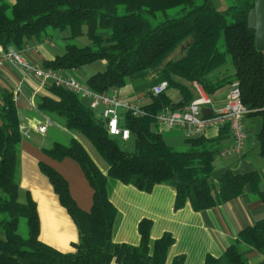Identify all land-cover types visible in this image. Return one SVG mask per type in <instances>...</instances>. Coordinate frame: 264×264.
I'll list each match as a JSON object with an SVG mask.
<instances>
[{
  "label": "trees",
  "instance_id": "16d2710c",
  "mask_svg": "<svg viewBox=\"0 0 264 264\" xmlns=\"http://www.w3.org/2000/svg\"><path fill=\"white\" fill-rule=\"evenodd\" d=\"M254 6L255 0H228L225 9L213 0H0V45L21 50L65 33L63 53L45 60L43 67L69 70L105 61V70L86 82L97 92L130 83L148 90L168 81L169 87L182 94L178 102L166 92L149 94L151 102L143 106V116L122 114L120 125L130 130L132 152L120 147L119 137L109 135L105 121L76 93L51 84L50 95L37 99L40 111L61 118L66 129L82 134L108 165L104 173L76 138L43 149L56 160L77 161L94 190L92 208L84 211L72 198L66 179L40 164L78 227L75 251L64 253L39 239L37 205L32 198L25 203L18 199L14 173L22 132L17 105L6 93L0 104V264H165L174 238L165 233L151 251L150 219L139 224V245L113 241L117 210L108 196L109 177L146 192L157 184L173 186L176 210L187 202L196 211L224 204L242 194L247 185L261 194L257 171L227 169L214 175L221 138L191 137L180 150L166 142L156 119L164 109L188 105L195 98L193 82L212 96L237 81L248 109L246 116L261 117L256 137L264 155V51L257 49L255 30L248 22ZM83 35L89 43L80 46L74 40ZM182 46L183 55L171 57ZM230 57L232 64L227 67ZM23 224L26 237L21 233ZM239 242L264 251V219L244 229L223 258L209 256L205 264H245L237 250ZM182 261L178 258L174 264Z\"/></svg>",
  "mask_w": 264,
  "mask_h": 264
},
{
  "label": "crops",
  "instance_id": "0c3cea01",
  "mask_svg": "<svg viewBox=\"0 0 264 264\" xmlns=\"http://www.w3.org/2000/svg\"><path fill=\"white\" fill-rule=\"evenodd\" d=\"M213 2L219 9L228 6V0H213ZM183 49L184 46L176 50L171 57H181ZM63 51L64 47L58 45L55 39L37 45H27L21 49L22 54L31 63L40 66H43L45 60L55 59ZM93 65L95 66L93 74L106 68L105 61H97ZM81 70L82 68L69 69L64 72L77 78ZM90 76H87L83 83L86 84ZM182 82L189 84L185 80ZM191 85L196 97L198 91L194 87V82ZM48 87L36 76L22 72L9 63L0 66V104L3 103L4 95L10 94L17 105L20 117L22 142L16 151L14 173L19 186L18 199L25 203L30 197L36 203L40 223L39 239L61 252L69 253L75 251V244L79 241L78 227L66 207L60 202L52 183L42 172L40 164L50 166L66 179L72 198L84 211H90L92 208L94 190L77 161L72 158L56 160L47 155L43 149L52 146L55 142L64 143L67 134L71 139H78L104 173H107L108 165L101 156L98 157L99 155L94 153L93 145H90L92 143L87 138L82 134L69 132L62 122L59 123L60 121L37 108V99L50 95ZM117 89L122 96L142 106L151 102L147 90L140 89V85L130 83ZM229 90L228 85L212 95L215 106L224 103ZM166 94L174 102L182 99V94L177 88L169 89ZM123 113L124 111L121 110V115ZM46 119H50L53 124L45 133H41L37 128L44 124ZM252 126L256 128L250 139L253 152L244 145L241 153L223 156L219 154L218 160L214 159V175L217 176L227 169L235 173L257 171L261 176L260 195L252 186L247 185L242 194L224 204L196 211L187 202L184 207L176 210L177 191L173 186L157 184L151 192H146L109 177L108 196L117 210L112 233L113 241L139 245L141 241L139 224L143 219H150L153 222L150 233L151 251L155 242L165 233L171 234L174 238L173 244L168 249L165 264H174L178 258H183L180 264H205L209 256L216 259L223 258L227 249L238 241L244 229L264 219V155L260 153L258 147L256 137L258 126L254 124ZM158 128L160 129L159 125ZM160 133L172 146L180 145L182 140L188 139L181 128L162 127ZM204 136L208 139L221 138L222 149L233 144L228 125L210 127ZM248 139L249 135L246 140ZM237 247L245 264H264V251L245 242H239ZM111 264L119 263L112 261ZM222 264L228 263L223 261Z\"/></svg>",
  "mask_w": 264,
  "mask_h": 264
},
{
  "label": "built area",
  "instance_id": "2783aa9c",
  "mask_svg": "<svg viewBox=\"0 0 264 264\" xmlns=\"http://www.w3.org/2000/svg\"><path fill=\"white\" fill-rule=\"evenodd\" d=\"M7 63L22 72L36 76L43 84L64 87L87 100L88 105L96 113H99L98 117L105 121L108 133L112 137H119L123 140L130 138V130L120 125L121 110L130 112L134 116L145 114L141 104L122 96L117 88L108 92H97L77 78L66 75L64 70L45 68L31 63L21 50L13 45H0V66ZM168 87V81H161L149 88L147 93L151 96H158L166 92ZM194 87L198 94L188 105L177 109H164L158 113L156 119L160 126L159 132H161L162 127L181 128L186 136L191 138L203 136L210 127L228 125L233 144L222 149L220 155L241 153L248 136L245 125L248 109L242 101L239 83L235 81L230 85L224 103L219 106L214 105L212 96L207 94L200 84L194 82ZM204 108H211L212 112L204 113ZM52 124L50 119H46V122L39 125L37 130L45 133Z\"/></svg>",
  "mask_w": 264,
  "mask_h": 264
},
{
  "label": "rangeland",
  "instance_id": "374dc122",
  "mask_svg": "<svg viewBox=\"0 0 264 264\" xmlns=\"http://www.w3.org/2000/svg\"><path fill=\"white\" fill-rule=\"evenodd\" d=\"M8 1L9 2H14V0H8ZM64 35H66V34L65 33L58 34V36L55 38L57 44L60 45V46H62V47H64V42H63V39H62V37ZM74 42L76 44L80 45V46H83V45L88 44L89 43V40H88V38H87L86 35H83V36L77 37L74 40ZM227 64H229V65L232 64L231 57L229 58V61H228ZM81 68H82V70L79 72V77H77V78L81 82H84V80L86 79L87 76H90L91 74H93V72L95 71V66L93 64H91V65L84 66V67H81ZM172 88H175V87H169L166 91H168L169 89H172ZM97 112H98V110H97ZM54 118L57 119L58 121H60L59 123L62 122V119L61 118H59V117H54ZM245 124H246V128H247L246 129L247 130V134L249 135V139L245 141L246 142L245 143V145H246L245 147H246V149L249 148L252 151V147H251V144H250V139L252 138L253 131H255L256 128L254 129V127L253 126L251 127V125H253V124L254 125H257L258 127H257V131L256 132H258L259 129H260V125H261V117L260 116H246L245 117ZM68 131L71 132V133H74V134H78V132H72L70 130H68ZM248 131H249V133H248ZM70 139H71L70 136L69 135L67 136V134H66L65 140H63V142L64 143H69L70 142ZM80 139H82V138H80ZM118 142H119L120 147L122 149H124V150H127V151L132 152L135 149L134 142L132 140H123L121 138H118ZM90 145H92V144H90ZM174 147H176V148H178L180 150H184L186 148V143H185V141L182 140L180 145H176ZM93 149L95 151L94 153H96V155H99V154H97L98 152L96 151V149L94 148V146H93ZM98 157H100V155ZM216 159L218 160V156L215 157V160ZM21 233L25 237L28 235L27 226L25 224L22 225V232ZM0 236H1V233H0Z\"/></svg>",
  "mask_w": 264,
  "mask_h": 264
},
{
  "label": "water",
  "instance_id": "95a60500",
  "mask_svg": "<svg viewBox=\"0 0 264 264\" xmlns=\"http://www.w3.org/2000/svg\"><path fill=\"white\" fill-rule=\"evenodd\" d=\"M249 27L255 30L256 46L264 51V0H255V6L248 16ZM204 113H211V108H204Z\"/></svg>",
  "mask_w": 264,
  "mask_h": 264
}]
</instances>
